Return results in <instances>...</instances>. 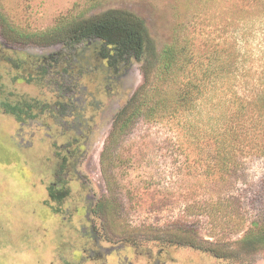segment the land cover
<instances>
[{
    "label": "rangeland",
    "instance_id": "obj_1",
    "mask_svg": "<svg viewBox=\"0 0 264 264\" xmlns=\"http://www.w3.org/2000/svg\"><path fill=\"white\" fill-rule=\"evenodd\" d=\"M109 7L144 18L158 49L171 39L190 44L208 85L183 117L137 118L118 141L110 140L115 118L143 84L142 65L103 57L102 41L64 48L11 29L39 33L61 16ZM262 7L247 0H0L11 26L0 24V264H264V246L237 243L255 222L264 226ZM231 94L248 105L242 148L236 168L213 176L206 152L216 142L203 138L224 121L220 114L232 113ZM76 140L68 196L52 199L48 186Z\"/></svg>",
    "mask_w": 264,
    "mask_h": 264
},
{
    "label": "trees",
    "instance_id": "obj_2",
    "mask_svg": "<svg viewBox=\"0 0 264 264\" xmlns=\"http://www.w3.org/2000/svg\"><path fill=\"white\" fill-rule=\"evenodd\" d=\"M247 1L263 6L264 9V0ZM89 2L94 5L102 0ZM0 24L11 28L10 22L1 10ZM11 29L19 37L30 38L35 43L56 44L64 48L92 39L102 41L103 57L116 56L118 62L122 57L124 60L130 57L142 65L144 82L118 111L111 132V141L121 139L137 118L142 117L148 122H153L161 118L175 120L183 117L197 107V101L208 86L205 75H201V72L199 74L200 69L196 65L199 62L193 49H190V44L182 46L179 41L171 39L158 49L144 18L128 8L109 7L92 14L83 12L74 16H61L53 28L39 33ZM53 63L56 65V62H51V65ZM171 81L175 82L173 87ZM221 85V90H226L228 84L225 80ZM231 96L232 113L220 114L219 120L224 121L218 124L217 130L205 134V138L198 139L201 160L205 159L202 153L205 150L202 138L213 139L216 142V149L206 152L208 160H211L208 172L213 176H217L218 173L229 174L238 166L237 152L242 148L240 139H243L241 137L246 125L243 116L246 115L248 105L242 102L241 97L232 94ZM260 106L264 108V102ZM50 196L52 199H58L53 191ZM218 208L216 205L215 212ZM237 243L240 246L245 245L252 251L259 250L264 246V226L255 222ZM203 250L217 257H225L212 248Z\"/></svg>",
    "mask_w": 264,
    "mask_h": 264
},
{
    "label": "flooded vegetation",
    "instance_id": "obj_3",
    "mask_svg": "<svg viewBox=\"0 0 264 264\" xmlns=\"http://www.w3.org/2000/svg\"><path fill=\"white\" fill-rule=\"evenodd\" d=\"M77 142V145L74 144L77 148H73L71 149L70 148V145L69 144V147H68V152H69V155H64L62 160L64 161V164L62 166V169L61 171H59L56 176L57 178H55L56 180L52 182V184H50L48 187H49V191H50V194L51 192L53 191L54 192V196L55 197H58L57 200H61L63 201L67 196H68V192H67V189L64 185L65 181L67 180V176L72 174L73 172V165H74V160H73V157L75 159V156L77 155V150L79 147V144L80 142H78V140H76ZM72 144V145H73ZM61 172V173H60ZM103 249H100V251H97V252H92V259H94L95 257L96 258H99L101 257V255H98L99 252H101Z\"/></svg>",
    "mask_w": 264,
    "mask_h": 264
}]
</instances>
